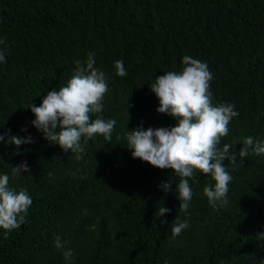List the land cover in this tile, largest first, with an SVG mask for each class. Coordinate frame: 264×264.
<instances>
[{
    "label": "trees",
    "instance_id": "16d2710c",
    "mask_svg": "<svg viewBox=\"0 0 264 264\" xmlns=\"http://www.w3.org/2000/svg\"><path fill=\"white\" fill-rule=\"evenodd\" d=\"M0 40V136L11 130L34 140L19 148L0 141V176L33 201L19 228L7 235L0 228V264H264V239L256 237L264 233V154L222 162L232 179L227 205L215 210L204 195L215 181L196 171L181 211L179 178L127 148L128 131L138 126L176 125L157 112L150 86L182 71L184 56L208 65L213 106L238 112L218 150L231 144L238 154L247 137L264 142V0H0ZM88 53L108 74L103 110L90 120L116 124L110 140L97 134L84 144L82 137L77 159L32 125L30 105L66 86ZM118 60L125 77L115 75ZM23 162L30 173L14 176ZM162 206L170 211L157 218ZM176 219L188 227L173 238ZM66 249L74 253L69 261Z\"/></svg>",
    "mask_w": 264,
    "mask_h": 264
},
{
    "label": "clouds",
    "instance_id": "9594fccd",
    "mask_svg": "<svg viewBox=\"0 0 264 264\" xmlns=\"http://www.w3.org/2000/svg\"><path fill=\"white\" fill-rule=\"evenodd\" d=\"M4 43L5 41L0 40V44ZM0 61H5V51H0ZM95 63L94 53H88L84 61L76 60L74 75L66 86L48 92L39 107L30 105L36 117L32 125L44 134L46 140L58 144L64 152L71 150V153L77 154V159H83L81 154L85 151L81 145L82 137L84 144L97 134L102 135L105 140H110L116 124L115 120H104L100 117L90 120V114L102 112L101 101L108 91V74L95 67ZM182 64V71L166 72L163 76L156 77L155 83L150 86L151 92L159 99L157 112L172 117L176 125L171 128L147 130L138 126L128 131L127 148L131 150L133 159L147 162L157 169H171L172 176L179 178L176 192L181 211L189 208L193 196L190 179L192 184L199 182L194 173L198 171L205 176L211 174L215 185L214 188L205 187L204 195L215 210L227 205L226 194L232 179L222 162L227 160L234 166L238 162L237 155L242 160L250 152L256 155L264 154V142L247 137L243 140V147L238 154L236 151L230 152L233 148L231 144H225L222 150H218L217 145L221 137L228 135L229 122L238 116V112L234 111L232 104L213 106L212 94L209 91V82L213 75L206 63L191 56H184ZM114 67L116 76L127 75L122 60L116 61ZM10 131L0 136V141H5L15 148L34 143L31 136H11ZM30 171L26 162L12 167L14 176ZM8 184L9 176H0V228L6 230L5 235L26 222L27 210L33 203L26 189L16 192L9 189ZM171 184V180L163 183L162 190L167 193ZM169 211L162 206L156 217L163 218ZM163 223L165 221L161 219V224ZM187 227L186 220L179 222L176 219L170 226L172 237L175 238ZM256 237L264 239V233ZM65 243L57 237L55 247L63 249ZM73 254L71 249L63 252L66 261H69Z\"/></svg>",
    "mask_w": 264,
    "mask_h": 264
}]
</instances>
